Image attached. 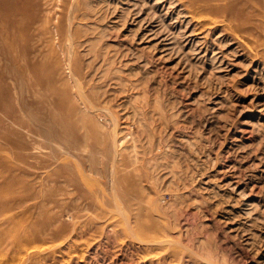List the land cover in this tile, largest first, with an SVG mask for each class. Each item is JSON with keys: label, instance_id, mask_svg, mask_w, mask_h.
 <instances>
[{"label": "rangeland", "instance_id": "obj_1", "mask_svg": "<svg viewBox=\"0 0 264 264\" xmlns=\"http://www.w3.org/2000/svg\"><path fill=\"white\" fill-rule=\"evenodd\" d=\"M164 1L0 7V264H264V0Z\"/></svg>", "mask_w": 264, "mask_h": 264}, {"label": "bare ground", "instance_id": "obj_2", "mask_svg": "<svg viewBox=\"0 0 264 264\" xmlns=\"http://www.w3.org/2000/svg\"><path fill=\"white\" fill-rule=\"evenodd\" d=\"M164 1V0H163ZM178 1V6H181L182 7V9H181V11H180V13H182L183 14V17L184 18H186L187 20H189V22H193V21H197L198 23H200V24H202V21L203 20H201V17H203V16H200L199 18H196V10L194 9L195 7H196V5L197 4H199V7L200 8H202L203 10H212V11H216V12H219V13H226V14H231V16L232 15H236V16H238V12L237 11H235L234 10V3L233 2H235V4L238 2L237 0H229V2L228 3H226V5L225 6H222V7H219V6H214L213 4H212V2L213 1H222V0H189V1H187V0H177ZM176 1V2H177ZM224 1H228V0H224ZM5 2V0H0V7H4L5 5H6V3H4ZM165 2V1H164ZM157 5H158V0H157ZM166 6V5H165ZM188 22V23H189ZM190 24V23H189ZM203 25V24H202ZM205 26L206 25H208L207 27H209V28H213V27H218V26H220V25H222L221 23H219V22H217V21H211L210 23H208V24H204ZM188 30V29H187ZM189 32V31H188ZM83 94V93H82ZM92 109H94V108H92ZM104 109V108H103ZM110 112V111H109ZM116 141V140H115ZM119 145H120V142H119ZM134 147V146H133ZM108 151H109V153L111 154V149H108ZM114 151H115V149H114ZM124 151V150H123ZM118 155V152L117 151H115L114 153H113V156L116 158V156ZM114 162V161H113ZM113 167V166H112ZM114 175H115V173H114V171H112V169H111V171H110V174L108 175V179L110 180V188L111 189H113V182H114ZM116 192V191H115ZM102 193H103V190H102ZM114 194V193H113ZM115 195V194H114ZM103 198V201H105L106 203H108V204H110V203H112V200H111V198H113V200H114V202L115 203H119V201H120V199H119V197H116V196H111V198H109V199H106V197L104 196V197H102ZM117 205V204H116ZM110 209V208H109ZM118 210H120V209H117V212H118ZM124 211V210H123ZM122 211V212H123ZM121 212V211H120ZM125 213V212H124ZM118 214H119V212H118ZM123 215V214H122ZM125 215V214H124ZM123 218V217H122ZM124 219V218H123ZM127 223V222H126ZM129 226H131V223H130V225ZM136 227V226H135ZM133 229H135V228H133ZM132 228H130V232H132V235L135 233V231L133 230ZM154 230H155V228H153ZM139 232H141L142 233V235H147L144 231H143V228H142V225H140V228H139ZM135 235V234H134ZM159 236V235H158ZM155 237V236H154ZM163 237H164V239H165V236L163 235ZM135 238H136V236H135ZM157 238V237H156ZM137 239V238H136ZM163 239V238H162ZM158 240H160V239H158ZM139 241H142V240H139ZM172 241V240H171ZM159 243H163V244H165V242H166V240H160V241H158ZM157 242V243H158ZM168 242H170V240L168 241ZM144 243H146V242H144ZM151 243V242H150ZM153 243V242H152ZM151 243V244H152ZM154 243H155V241H154ZM167 243V242H166ZM172 243V242H171ZM147 244H148V242H147ZM165 246H166V244H165ZM170 246V245H169ZM168 246V247H169Z\"/></svg>", "mask_w": 264, "mask_h": 264}]
</instances>
